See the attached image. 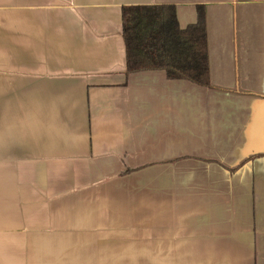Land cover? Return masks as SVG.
<instances>
[{
	"label": "crops",
	"instance_id": "1",
	"mask_svg": "<svg viewBox=\"0 0 264 264\" xmlns=\"http://www.w3.org/2000/svg\"><path fill=\"white\" fill-rule=\"evenodd\" d=\"M152 5L210 86L126 75ZM0 264H264V0H0Z\"/></svg>",
	"mask_w": 264,
	"mask_h": 264
},
{
	"label": "trees",
	"instance_id": "2",
	"mask_svg": "<svg viewBox=\"0 0 264 264\" xmlns=\"http://www.w3.org/2000/svg\"><path fill=\"white\" fill-rule=\"evenodd\" d=\"M126 75L163 71L169 80L210 86L205 14L181 28L173 5L127 6L122 9Z\"/></svg>",
	"mask_w": 264,
	"mask_h": 264
}]
</instances>
